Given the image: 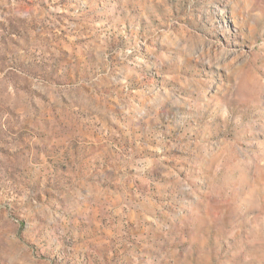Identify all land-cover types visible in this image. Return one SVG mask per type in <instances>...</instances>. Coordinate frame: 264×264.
<instances>
[{
	"label": "rangeland",
	"instance_id": "374dc122",
	"mask_svg": "<svg viewBox=\"0 0 264 264\" xmlns=\"http://www.w3.org/2000/svg\"><path fill=\"white\" fill-rule=\"evenodd\" d=\"M0 264H264V0H0Z\"/></svg>",
	"mask_w": 264,
	"mask_h": 264
}]
</instances>
